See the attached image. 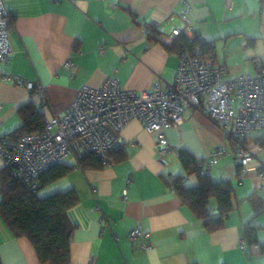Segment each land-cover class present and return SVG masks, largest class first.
Here are the masks:
<instances>
[{
    "label": "crops",
    "instance_id": "0c3cea01",
    "mask_svg": "<svg viewBox=\"0 0 264 264\" xmlns=\"http://www.w3.org/2000/svg\"><path fill=\"white\" fill-rule=\"evenodd\" d=\"M3 1L14 24L13 53L4 72L32 87L0 81L2 135L22 125L18 112L26 104L47 120L62 115L81 88L99 87L108 78L132 90H151L155 84L168 89L178 54L165 46L174 43L173 30L184 27L180 13L186 7L187 24L213 46L230 76L255 75L264 67V0ZM153 23V33L146 34L144 28ZM165 134L172 150L166 167L159 163L155 135L132 120L119 134L124 145L112 153L110 166L83 170L65 158L61 164L72 170L41 188V198L68 191L77 196L67 211L75 226L70 264H264V183L259 175L264 152L258 156L262 167L252 165L241 181L231 156L210 168L213 181L232 185L233 210L220 229L208 232L168 183L181 178L184 188L197 187V173L186 171L179 153H189L202 167L213 149L227 144L225 134L199 112L185 114ZM250 137L264 141V131ZM216 208L211 199L212 217H217ZM247 226L255 230L256 242L243 238ZM137 227L141 241L149 244L146 250L127 239ZM0 261L40 264L31 243L15 238L1 216Z\"/></svg>",
    "mask_w": 264,
    "mask_h": 264
},
{
    "label": "built area",
    "instance_id": "2783aa9c",
    "mask_svg": "<svg viewBox=\"0 0 264 264\" xmlns=\"http://www.w3.org/2000/svg\"><path fill=\"white\" fill-rule=\"evenodd\" d=\"M189 10L186 7L180 13L185 25L174 29L172 37L182 34L199 42L178 55L174 80L168 89L155 84L151 90H132L120 86L117 79L108 78L99 87L81 88L62 115L45 120L42 131L0 134V158L4 167L12 169L13 178L36 192L41 186L40 175L65 158L77 162L94 154L103 166H110L109 155L124 145L119 134L132 120L155 135L159 163L166 167L165 157L172 150L165 130L179 126L189 112L204 115L227 139V144L213 149L204 162L203 174L210 176V168L223 156L233 158L239 181L252 165L260 169L258 156L264 152V141L250 136L264 131V67L255 75L230 76L226 65L217 60L213 46L206 49L205 40L187 24ZM156 25L146 26L145 33L152 34ZM13 26V18L0 0V81L31 88V84L4 72L13 53ZM130 144L136 146L135 142ZM259 175L264 183V172ZM142 237L138 227L127 234L133 246L146 250L149 244L141 241ZM239 245L246 249L244 239Z\"/></svg>",
    "mask_w": 264,
    "mask_h": 264
},
{
    "label": "trees",
    "instance_id": "16d2710c",
    "mask_svg": "<svg viewBox=\"0 0 264 264\" xmlns=\"http://www.w3.org/2000/svg\"><path fill=\"white\" fill-rule=\"evenodd\" d=\"M197 38L188 39L179 35L166 50L178 55L197 44ZM206 49L209 44L204 43ZM18 115L22 125L14 133L19 135L40 132L45 125V117L32 103L19 109ZM112 153L109 155L110 163ZM124 157V155H123ZM179 160L186 171L197 173L199 184L195 188H184L182 179L170 181L169 187L180 197L192 213L202 221L208 232H214L223 226L224 219L232 212L231 197L233 187L229 182H215L210 176L201 172L194 158L187 152L179 153ZM76 166L83 170L103 168L94 154L77 160ZM72 167L56 164L43 172L40 177V188L33 192L21 181L12 176V169L0 170V216L15 238H26L33 246L40 264H70V242L75 231L67 217V211L77 204L73 191L55 193L47 197L38 196L41 188L66 176ZM215 199L217 217L210 215L209 202ZM249 243L256 242L255 230L246 227L243 237ZM264 252V246L261 248ZM1 264V261H0Z\"/></svg>",
    "mask_w": 264,
    "mask_h": 264
}]
</instances>
